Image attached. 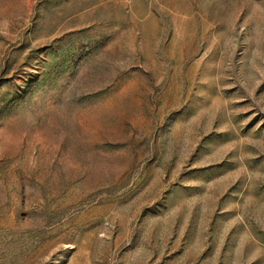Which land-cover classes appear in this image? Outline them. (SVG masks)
I'll list each match as a JSON object with an SVG mask.
<instances>
[{"label":"rangeland","instance_id":"rangeland-1","mask_svg":"<svg viewBox=\"0 0 264 264\" xmlns=\"http://www.w3.org/2000/svg\"><path fill=\"white\" fill-rule=\"evenodd\" d=\"M0 264H264V0H0Z\"/></svg>","mask_w":264,"mask_h":264}]
</instances>
